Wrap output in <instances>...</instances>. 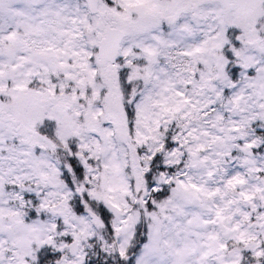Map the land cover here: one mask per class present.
<instances>
[{
    "label": "snow or ice",
    "instance_id": "6c2138e0",
    "mask_svg": "<svg viewBox=\"0 0 264 264\" xmlns=\"http://www.w3.org/2000/svg\"><path fill=\"white\" fill-rule=\"evenodd\" d=\"M0 264H264V0H0Z\"/></svg>",
    "mask_w": 264,
    "mask_h": 264
}]
</instances>
